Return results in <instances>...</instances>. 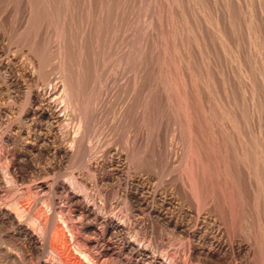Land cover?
<instances>
[{
    "label": "bare ground",
    "instance_id": "obj_1",
    "mask_svg": "<svg viewBox=\"0 0 264 264\" xmlns=\"http://www.w3.org/2000/svg\"><path fill=\"white\" fill-rule=\"evenodd\" d=\"M172 1H173L172 4L175 5L176 11L182 13L183 15L186 14L184 0H172ZM111 2H112L111 0H105L104 4H101L100 6H96L92 0H88L87 10L90 13H92V10L93 11L96 10V14H95L96 18H100V20L102 21L109 20L113 16V12H114L113 9L114 5ZM142 2L144 1L142 0ZM142 2L140 3V5L143 4ZM148 2H146V5H148L147 4ZM83 4L86 3L84 2ZM202 4L203 2L201 3V5ZM25 6L28 11V14L26 13L27 11L23 12L27 14V20L25 22L26 24L23 25L25 29L22 26L25 31L32 29V31L35 32L36 37H38V34L42 29H44V27L50 26L51 29V25H56L60 28L59 30L61 34H59L60 36L59 38L57 37L59 39L57 50L55 52L53 51L54 53L50 52L49 54L50 57H49L47 53L45 55V52L46 51L48 52L47 49L43 53L44 55H41L42 52L39 51L40 46L43 45V43L46 41L45 36H41L44 37L43 39H45L44 42H42L43 41L42 40L41 43L40 41L39 42L36 40L34 41V39H36L35 37H33L34 38L33 39L28 35L26 36V34H24L26 32L23 33L22 31L23 35L26 36L25 37L26 39L29 37L35 43L37 42L35 47L37 46L38 43H41V45L38 46L37 53L39 52L41 53L40 54L41 57L43 56L42 59H40V61L43 64L41 65V62L39 61L40 64L39 66L37 65L38 67L36 71L39 73L38 76L40 77H38L37 80L32 84L28 82L29 78L32 79V74H31L32 72L29 73L28 75L27 72L23 74L16 73L13 71L10 65V61L6 59H0V72H1L0 78L2 84L5 87H7V89L15 90V91L13 90L14 91L13 93H16V95L14 96L15 99L19 98L18 93H21L22 91L21 89L24 90L23 91L24 108L22 107L23 109L21 110V113L19 112L20 115L18 118H16L15 116L16 126L11 124L6 128L0 129V261L7 264H22L23 259L29 256L36 258V261L34 260L35 264H59V263L68 264V262H71L72 264H249L247 260L240 258V255L242 253L243 254L245 253L248 256L249 254L252 253L253 250L247 233L249 232V230L248 228L245 227V226L249 227L245 223L249 215L248 214L249 209L247 210L246 207V204L249 200H247L248 198L247 197L245 198L241 193V188H243V186L245 187V185H248L251 186L252 190L254 189V187L256 189L255 191L253 190V196H252L255 202L253 205L254 210L252 212V216L255 218L256 226L259 230L258 232H259V237L262 245L261 248L263 252L261 263L264 264V161L260 162L258 160H252L249 158L246 142L244 138L240 135L237 136L236 139L237 144L235 143L233 144L232 157H230V159L226 157V153H227L225 149L226 146L224 145L223 142H224V138L227 135V132L225 131L224 127L221 124L223 122V119L226 118L229 125H232V127L235 126V122H236L235 115L233 114L232 111H228V110H227L228 112L225 115L226 117H221L217 115L214 112L215 110L213 111V109H210V104L206 100L200 97L199 91L202 88V85L198 84L195 86V84H193L192 81L193 69L191 64L192 61L190 60V56L185 51V47H183V43L180 41V45L183 47V49L181 48L183 50V56H180L178 65L165 68L167 69L166 72L169 75H174V77H171V79L168 80L166 79L165 81L169 82V80H172V83L174 82L173 85H175L176 93L178 94L180 99L181 114L184 123H186V131H185L186 136L183 138L184 144L189 149L192 150L195 157L198 159L199 161L198 163L201 165L202 170L204 172L205 171L208 172L213 180L223 182L225 186V189L223 188V190H225L226 195L224 197L225 200L224 198L223 200L226 201V199H228V203H226L228 207L227 206L225 207V209L228 208V210L226 213L224 214L222 213L219 217L215 216L212 210L207 209L206 211L205 208L202 211H197L198 209L197 208L196 209L197 212H194L195 210L192 211L191 209L184 210L185 207L184 204L183 205L181 204L182 202L180 204L176 203L174 200L175 198L174 196L171 197L170 195L166 194V192L164 193L160 191L157 187L152 186L149 182V179L144 178L140 174L141 172L139 174L137 173L138 175L133 174V176L132 175L129 176L130 174L128 175V173H126V171L124 170L126 168L125 164H127L126 159H124V154L123 152L118 151L117 149L113 151H108L111 152L112 154L109 160L102 159L105 155L104 156L102 155L103 157L100 156L102 157V158L99 157L100 159L92 158L91 156L92 152L90 153V151L87 150L85 146L82 145V143L86 138V135L88 134L87 132H89L87 128L88 126H86L87 122H86V118L84 117L85 114L82 113V111H80V120H79L78 129L79 130L80 128L84 129L85 134H83L82 136H78L77 132L79 131L70 128L69 127L70 125L68 124L69 122L67 121H68V117L79 115L77 114V112H74V108L76 107L77 109L79 104H81L82 106L83 96L87 95L89 91L91 90L93 91L95 89V88L93 89L89 88L91 90L87 89L95 77H94V68H92L88 64V59H87L93 52L90 55H87L90 52H86L87 50L86 41L88 39V35L91 31V28L94 25L85 24L86 28L84 27L82 35L79 36L80 40L78 42L70 38L71 41L72 40L75 41V43L72 41V45L76 44V42H77L76 44L77 46L78 43L80 44L79 49L81 50V53H80V58L77 57L80 59L78 61L76 58L73 59V57L76 56L71 55V51L73 53V51L74 50L76 51V49L72 48L74 50H70V48H68V45L71 42L69 41V44L68 41L66 42L67 33L65 31L66 28L69 26L68 18L71 16V11L69 9V6L61 4L60 2H58V0H26ZM142 8L144 9V6ZM227 12H228V16H230L229 9L227 10ZM61 14H63V16H60ZM253 17L254 15L251 13L249 18V23H250L251 33L255 38H257L259 34V28L257 25L258 23L256 24ZM123 18L122 21H124ZM128 18L126 17V19ZM90 19L91 18H89V20ZM73 20H75V18ZM121 22L119 24H121ZM124 23L122 22V24ZM106 24L107 23H105V25ZM116 24L114 22V25ZM98 25H100V23ZM196 25H197V32L199 36L198 38L200 45L206 51L207 43L205 41L204 33L202 31L203 24L201 25L199 24V22H197ZM19 26L17 27V29L21 27ZM95 28L96 27H93L94 30ZM12 29H14V27ZM108 29L112 30V28L109 27ZM15 30L14 31L11 30V31L16 33L17 30L16 31ZM119 30L120 28L117 29V31ZM121 30H123L122 27ZM167 31L170 32L171 37L174 39V33H175L174 31L176 30L173 20L170 21V23H168ZM92 33L93 31H91V34ZM13 34L10 33L11 35L10 37H13L12 36ZM216 34L220 36L222 40H225V29L224 26L221 25L219 20L216 21ZM18 36L21 37V34L16 35V39H18L17 38ZM12 39L14 41L16 40L15 38H11V40ZM20 39L16 40V44L17 42H19L20 44L22 43L21 40L23 39L21 40ZM47 39L49 40V38ZM14 41L13 44H15ZM95 41L96 39L94 40V42ZM27 42H24V45H26ZM29 43H27V46ZM31 44H33L34 46L33 42H31L29 45L32 46ZM259 44H261V42ZM22 45L23 43L21 44V48ZM72 45L69 47L76 46V45L74 46ZM164 45L167 51V49L170 48V45L173 48H175L176 42L173 40V42L170 43V37L168 36L164 40ZM48 46L46 48H48ZM93 47L96 46H92V48ZM29 48L30 47L28 46L27 49ZM79 49L77 48V50ZM94 49H98V47L93 48V50ZM30 50L31 48L27 51L29 52L33 51ZM29 52L28 54L31 55V53ZM97 52H99V50ZM94 54L92 56H95ZM240 54L237 55V59L238 62L241 64L242 58ZM70 55L72 56V59ZM75 55L77 54L75 53ZM86 55L88 57H86ZM106 55L107 54H105V57H107ZM44 56L48 57L50 61ZM43 58L49 61L47 62V60L46 61L44 60L46 65L47 63L49 65V63L53 60V58H57L58 64L56 65L57 60L55 59L52 61V62L55 61L54 62L55 65L54 67L53 66L52 67L55 73L58 75V78L60 79V81H58L59 83H54V85L51 86L52 80H50L51 79L49 78L50 76L46 75V73H43V70H45ZM90 58L89 60L94 59V57L92 59ZM70 59L71 60L76 59V61L78 62L73 63L70 61ZM104 68L103 70H108L107 67L106 69ZM102 72L105 73V71ZM106 73L108 74V71H106ZM143 73H144V69L140 64H138L137 67H135L134 69V75L132 78L133 79L132 82L134 85L133 87L138 86L140 84L143 77ZM101 75L102 74L100 73V76ZM104 75L101 76L102 79ZM110 75L108 74L107 77ZM116 76L117 75H115V77ZM54 78L57 79V77ZM113 79L114 78H112V80ZM100 80L101 79L99 78V81ZM40 81L45 82L43 83L45 84V86L41 87V85H39ZM107 82L108 80H106V83ZM92 84L94 85L95 82L94 83L92 82ZM96 87L98 86L96 85ZM100 87L101 85L99 86V88ZM86 89H87L86 94H83ZM108 91L110 92L109 89ZM194 92L198 94L196 103L193 99ZM249 92L251 93L252 98H254L255 90L252 85H251V90ZM168 93L170 95V90L168 91ZM104 94L106 93L104 92ZM107 95L105 96L108 97ZM169 95L168 98H170ZM109 98H111V96ZM100 100H99V104H101ZM195 105H197V107ZM103 107H104L102 109L103 114L101 111L102 117L105 115L104 113L107 111V110L104 111L105 109H107L106 108L107 106H103ZM101 108L96 110L97 113L98 111L100 112ZM157 108L159 109V107ZM74 113H76V115ZM254 113H256V121L260 128L262 123V117H261L262 113L258 109H256ZM1 114L3 115V113ZM1 114H0V122H2ZM98 115L100 114L98 113ZM98 115L95 114L93 116H95L96 119V116L98 117ZM97 121L99 122V120ZM65 123L66 126L62 128L61 126L64 125ZM100 124H98L99 127ZM94 129L98 130L95 127ZM90 130H92V128ZM96 130L94 131L96 132ZM130 139H132V137ZM205 146L207 149L210 148L211 150L213 151L216 150L220 153V159H218L215 163H213L212 167H209V164L202 159L203 156L202 154H205L204 153ZM221 148H223V151L221 150ZM125 157L128 156L125 155ZM64 163H67L70 166V170L68 171L65 170L64 172H62L61 166ZM129 163H131V161ZM128 166L129 165L127 164V169L128 172L130 173V171L133 170H130L131 168L129 169ZM78 169L81 172H78L79 171ZM187 180L189 184V189L193 192V194L197 196L196 183L192 175L190 174L187 175ZM111 185L112 187L114 186L115 188V197L114 200L111 199L112 201L108 202L105 199L104 194L106 192V187ZM177 189L180 191V193L183 192V189L179 184ZM246 195L247 194H245V196ZM193 201H195V199ZM196 203H198V201ZM221 203H223V201H221ZM175 205L177 206L179 205V207L177 208L178 210L176 209L177 211L173 212L172 209L175 208L174 207ZM213 205L215 204L213 203ZM215 206L214 208L217 207ZM217 209H215V211H217ZM219 213H220V209L218 211V214ZM149 217L154 219L161 225H163V227H166L167 229L168 228L171 229V231L179 237V243L177 244L178 246L176 250L172 251L168 249L158 248L150 241V239L148 240L147 238H145L143 232L140 231L141 224H138L139 226L138 227L136 225V220L138 218L147 219ZM60 222L62 224H59ZM69 222L74 224L69 225L68 224ZM61 225H63L64 228H66L67 231L70 233V236L73 240V243L71 244L74 246L72 248L73 249L75 248L77 254L80 256L81 259L76 258V256L74 257L70 253L69 249H71L70 246L71 244L68 243L69 241H67L64 234V229L62 228ZM236 230L241 231L240 232L242 236L241 238L238 235L236 236L237 233L235 232ZM171 231L169 232L171 233ZM86 232H89L91 237L86 238L85 240L81 239L85 242L83 241L80 242V240H78V233L84 234ZM83 237L84 236H82V238ZM85 237L88 236L86 235ZM182 239H185L187 241L186 243L187 254L185 253L180 255L182 252L180 251L181 253H179L178 249H181L183 251L184 242ZM59 248L60 250H62V253L58 251ZM45 254L47 255L46 258H45Z\"/></svg>",
    "mask_w": 264,
    "mask_h": 264
},
{
    "label": "rangeland",
    "instance_id": "obj_2",
    "mask_svg": "<svg viewBox=\"0 0 264 264\" xmlns=\"http://www.w3.org/2000/svg\"><path fill=\"white\" fill-rule=\"evenodd\" d=\"M23 1L22 0L20 1L0 0V59H6L10 61V65L13 71L16 73L23 74L27 72V75H28L29 73L32 72L31 73L32 79L29 78V81H28L30 84H32L37 80L38 77H40L38 76L39 73L36 70L41 62L40 59H42L43 57V56L41 57V55H44L43 53L46 51V49L48 50L49 53L46 51L45 55L47 53L48 56L50 52L52 53L53 51L55 52L57 50L58 48L57 46L59 43L58 38L60 37L59 34H61V32L59 30L60 28L56 25H51L52 30L50 29V26L44 27V29H42L40 33L38 34V37H36V34L34 31H32V29L28 30L29 33L28 31H25L24 30L25 27L23 25L26 24L25 22L27 20L28 11L25 6L26 0H23ZM92 1L96 6H100L101 4L105 3V0H97V1L92 0ZM111 1H112L111 3L114 5L113 16L109 20L102 21L100 20V18H96V15H95L96 10L94 11L92 10V13L88 12L87 10L88 0H58V2H60L61 4L69 6V9L71 11V16L68 18L69 26L66 28V31H65L67 33L66 42L68 41V44H69V41L71 42L70 44L72 45L73 40L77 42L80 40L79 36L82 35L84 27L86 28L87 24L89 25L92 24L94 25L93 27H96L95 30L93 29V27L91 28V31H93L94 34L93 33L91 34V31H90L88 35L89 40L87 39L86 41V44H87L86 52H90L87 55H90L92 52L93 53L89 57L86 55V57H88L87 58L88 64L92 68H94L95 78L93 77L94 80H92V82L93 83L95 82V84L98 87H96L95 84L93 85L92 82H91L92 85L90 84V86H88L87 89L95 88L94 89L95 91L93 90L94 94H93V91L89 89L91 91L88 90L89 92L87 93V95L83 96L82 106L81 104H79L77 109L76 107L74 108V112H77V114H79L78 115L79 117L78 116L68 117L67 122H69L68 123L70 125L69 127L76 131H79L77 132L78 136H82L83 134H85L83 128H80V130L78 129L79 120H80V111H82V113L85 114L84 117L86 118V122H87L86 126H88L87 128L89 130V132H87L88 134L86 135V138L84 142L82 143V145L85 146V148L89 150L90 153L92 152L91 153L92 158L98 159L100 156L105 155L104 157L102 156L103 158L102 157L100 158L109 160L112 154L111 152H108V151H113L117 149L118 151L123 152L124 159H126V162L129 165L128 166L129 169L131 168L130 170H133V171L129 170L130 171L129 173L127 169V164H125L126 168L124 170L126 171V173H128V175L130 174L129 176L131 175L133 176V174L138 175L141 172L140 174L144 178L149 179V182L152 186L157 187L160 191L164 193L166 192V194L170 195L171 197L174 196L175 198L174 197L173 198L176 203L180 204L182 202L181 204L182 205L184 204V207H185L184 210L191 209L192 211L195 210L194 212H197V211H202L205 208L206 211L207 209L212 210L214 215L219 217L222 213L224 214L228 210V208L225 209L226 206L228 207V205L226 204L228 203V199L224 201L226 192L225 190H223V188L225 189V186L223 182L213 180L210 177V174L208 172L205 171L206 172L205 173L202 170V167L198 163L199 161L195 157L192 150L189 149L184 144L183 138L186 136V133H185L186 123H184V120L182 118V114L180 110V99H179L178 94L176 93L175 85H173L174 82L172 83V80H169V82L165 81L166 79L167 80L171 79V77H174V75H169L166 72L167 69L165 68L178 65L180 56H183L182 49L183 47H185V51L190 56V60L192 61L191 64H192V69H193V74H192L193 84H195V86L198 84L202 85V88L199 91L200 97L206 100L210 104V109H213V111L215 110L214 112L217 115L221 117H226L225 115L228 111H232L233 114L235 115V119H236L235 126L232 127V125H229L226 118L223 119V122L221 124L224 127L225 131L227 132V135L224 138V142H223L224 145L226 146L225 147L226 152H227L226 157L229 159L230 157H232L233 144L234 143L237 144L236 139H237V136L240 135L244 138L246 142L249 158L252 160H258L260 162H263L264 161V110H263L264 109V0L263 1L262 0H199V1L198 0H184V6L186 8L185 9L186 14L184 15L176 11L175 5L172 4L173 3L172 0H146V1L143 0L144 2H142V0H120V1L111 0ZM84 2L86 4H83ZM141 2L143 4L140 5ZM146 2H148L147 3L148 5H146ZM202 2L203 4L201 5ZM6 5L7 6L9 5L8 8ZM143 6H144L145 11L142 8ZM228 9L230 10L231 17L228 16V12H227ZM23 12H26L27 14ZM115 13L117 17L115 16ZM251 13L254 15L253 18L256 24L258 23L257 25L259 28V34L257 38H255L253 34L251 33V28H250V23H249V18H250ZM60 16H63V14H61ZM126 17L127 18L130 17V18L126 19ZM74 18L75 20H73ZM89 18L91 19L89 20ZM122 18L125 21V23L124 21H122ZM119 20L120 22L122 21L124 24H122V22L121 24H119L120 23ZM172 20H173V23L175 25V30H176L174 31L175 32L174 39L171 37L170 32L167 31V25ZM217 20H219L221 25L224 26L225 40H222L220 36L216 34V21ZM109 21H112V22H109ZM114 22L115 24L116 23L117 24L114 25ZM197 22H199V24L201 25L203 24L202 27L204 29L202 28V31L204 33V37H205V41L207 43V49H208V50L206 49V51L202 48L199 42V38H198L199 36H198L197 25H196ZM99 23L100 25H98ZM105 23H107L106 25L108 26H106ZM113 25L116 27H114ZM18 26L20 28L17 29ZM22 26L24 27V29ZM13 27L14 29H12ZM108 27L112 28V30L108 29ZM121 27L123 30H121ZM116 28L117 29L120 28V30L117 31ZM11 30L13 31L15 30L16 33ZM22 31L23 33L26 32L24 33L26 34V36L28 35L31 38L35 37L36 39L33 38L34 41L36 40L38 42L39 41L41 42L43 40L42 42H44L45 39L46 41L43 43V45H41L42 42L38 43L36 46L37 48H36L35 45L37 42L35 43L29 37L26 39L25 38L26 36L23 35ZM10 33L11 34L14 33L12 35L13 37H10L11 36ZM15 34L16 35L21 34V37L20 36L17 37L18 39L20 38L23 40L26 39L24 41L20 39L23 45H24V42H27V41H28L27 43H29L30 41L33 42L34 46L33 44H31L32 46L29 45L31 42L28 44V46L31 48L30 51L32 50L33 51L32 52L27 51L30 49V48L27 49L28 48L27 43L24 46L22 45V48H21L22 43L20 44L19 42H17L16 44V40L18 39H16ZM120 35H122L123 37ZM41 36H45V39H43L44 37H41ZM168 36L170 37V43L173 42V40L176 42V47H175L176 49L170 45V48L167 49L166 51L164 40ZM73 37L76 38L77 40L74 39ZM11 38H15L16 40L15 41L13 39L11 40ZM47 38H49L51 42ZM70 38H72L73 40L71 41ZM94 38L96 39L95 42H94L95 40ZM13 41L15 44H13ZM75 41L73 42L75 43ZM180 41L183 43V47L180 45ZM46 42L47 43L50 42L48 43L49 46L47 45ZM260 42L262 45L259 44ZM70 44L68 45V48H70V50H74L72 48L76 49V51L75 50L74 51L77 55H75L74 51L73 53L71 51V55L76 56V57H73V59L76 58L79 61L80 53H81V50L79 49L80 44L78 43V46L74 44L76 45L75 47H69L71 46ZM91 45L96 46L93 48L98 47V49H94L95 50L94 52ZM38 46H40L39 51L42 52V54L39 52L37 53ZM43 46L45 47V49ZM47 46L48 48H46ZM77 48L79 50H77ZM96 50L97 51L99 50V52H97ZM28 52L31 53V55L28 54ZM96 52H97V55H96ZM93 54L95 56H92ZM105 54H107L106 55L107 57H105ZM120 54L121 55L123 54V55L121 56ZM238 54H240L242 58L241 64L238 62V59H237ZM39 55H40V58H39ZM97 56L98 57L100 56L101 58L99 57L98 59ZM93 57L94 59H92ZM96 57H97V60H96ZM45 58L49 60L48 57H45ZM89 58L92 60H89ZM55 59L57 60V58H53V60ZM71 59H72V56H71ZM71 59L70 61L73 63L78 62L76 61V59L75 60H71ZM44 60L45 59L43 58V62ZM48 60L47 62L50 61ZM104 60H106L107 62ZM52 61L49 63V65L55 62V61L54 62ZM42 64L43 63L41 62V65ZM57 64H58V60L56 61V65ZM138 64L142 66V68L144 69V73H143V77H142L140 84L138 86L133 87L134 85L132 82L133 80L132 78L134 75V69L135 67H137ZM49 65L48 63L46 65L44 62L45 70H43V73H46V75L50 76L49 78H51L50 80H52L51 81L52 82L51 86H52L54 85V83H59L58 81H60V79L58 78V75L53 70L55 63L51 64L50 66ZM106 67L108 70H103V68L106 69ZM102 71H105V73L106 71H108V74L109 75L111 74V75L107 77L108 74L107 73L105 74ZM100 73L102 75L104 74L106 75V76L105 75L103 76L104 80L101 78L102 75L100 76ZM115 75L117 76L115 77ZM54 77H57V79ZM99 78L102 80V83H101V80L99 81ZM112 78L114 79L112 80ZM105 79L108 80L107 83ZM43 83L45 82L40 81L39 85H41V87L45 86V84ZM100 85L102 87V88L100 87L101 89L99 88ZM251 85L254 87V90H255L254 98H252V95L249 92L251 90ZM97 88L100 90H98ZM104 88L106 89V91ZM112 88L114 91L112 90ZM87 89L85 90L83 94H86ZM108 89L110 90V92L111 91L112 92L110 93ZM13 90L14 89H11V90L7 89V87H5L2 84L1 78H0V112L3 113V115L0 113L2 115L1 117L2 122H0V129L6 128L7 126L11 124L16 126V118L19 117L21 110L24 108L23 106V101H24L23 91L24 90L21 89L22 90L21 93H18L20 99L14 98L16 93H13L15 91ZM169 90H170V95L168 93ZM103 91L106 94H104ZM98 93H101L102 95ZM105 95H107L108 97H106ZM168 95L170 96V98H168ZM110 96L111 98H109ZM197 96L198 94L194 92L193 99L195 103L197 100ZM149 98L151 101L149 100ZM100 99H103V100H100ZM99 100L101 101L100 102L101 104H99ZM108 101L111 103H109ZM103 106H107L106 107L107 109H105L104 111L107 110L108 112L106 111L104 113L105 115L102 117L101 111L104 108ZM195 106L197 107V105ZM157 107H159V109ZM100 108H101L100 112L98 111L100 115H98L96 110ZM256 109H258L262 113L261 115L262 123H261L260 128L256 121V113H254ZM119 111H120V114H119ZM94 113L98 115V117L96 116V119L99 120V122L95 119V116H93L95 115ZM74 114L76 115V113ZM102 114H103V111H102ZM122 117L125 119H123ZM98 124H100V127L98 126ZM89 125H92V126H89ZM65 126H66V123L62 125L61 127L64 128ZM90 127L92 128V130H90L91 129ZM94 127L97 128L98 130L94 129ZM94 130H96V132ZM127 137H130V138L132 137V139L127 138ZM208 149L205 146V150H204L205 154H202L203 155L202 159L209 164V167H212L213 166L212 164L215 163L218 159H220V153L216 150L213 151L210 149L211 150L210 151ZM221 150L223 151V148H221ZM125 155H127L128 157H125ZM128 161L129 162L131 161V163H129ZM187 166L190 167L191 169L188 168ZM61 170L62 172H64L65 170L68 171L70 170V166L67 163H64L61 166ZM78 172H81V171L79 170ZM189 174L192 175L196 183L197 196L193 194V192L189 189V184L187 180V175ZM178 184L183 189V192L181 193L177 189ZM253 190L254 191L256 190L255 187ZM253 190L251 186H248V185H245V187L243 186V188H241V193L243 194L245 198L246 197L248 198L247 200H249L246 204L247 210L249 209L248 210L249 215L245 221V223L249 227L247 226L245 227L248 228L249 230V232L247 233H248V237L250 239L253 250H252V253L249 254L248 256L245 253L244 254L242 253L240 255V258L247 260L249 264H263L261 263L263 252H262V248H261L262 245H261L259 232H258L259 230L256 226V220L252 216V212L254 210L253 205L255 203L254 198L252 197ZM106 192H105L106 195L104 194L105 199L108 202H111L112 200H114V197H115L114 186L112 187L111 185V186L106 187ZM245 194L247 195L245 196ZM194 199L195 201H193ZM196 200L198 201V203H196L197 202ZM207 201H210V202H207ZM221 201H223V203H221ZM213 203L217 207L213 205ZM214 206L216 208H214ZM174 207L175 208L172 209L173 212L178 210L177 208L179 207V205L178 206L175 205ZM215 209H217V211H215ZM219 209H220V213L218 214ZM59 224H62V223L60 222ZM68 224L70 225L74 223L69 222ZM138 224H141L140 231L143 232V235H145V238H147L148 240L150 239V241L156 247L161 248V249H168L172 251L177 249V246H178L177 244L179 243V237L175 235L171 231V229L169 228L167 229L166 227H163V225H161L160 223H158L157 221H155L154 219L150 217L147 219L138 218L136 220V225L138 226ZM61 226L64 229V234H65L67 241H69L68 243L69 244L73 243L70 233L67 231L66 228H64L63 225ZM169 231H171V233ZM235 232H237L236 236L238 235L240 238L242 237L240 230H236ZM86 235L88 237H85ZM82 236L84 237L82 238ZM90 237L91 235L89 232H86L84 234L78 233V240H80V242ZM182 240L184 242L183 251L181 249H178L179 253L182 252L180 255L185 254V253L187 254V244H186L187 241L185 239H182ZM70 246H71V249H69L70 253L74 257L76 256V258L81 259L80 256L77 254L75 248L74 249L72 248L74 246L72 244ZM58 251L62 253V250H60V248L58 249ZM46 256L47 255L45 254V258ZM34 260L36 261L35 257L28 256L27 258L23 259L22 264H30V262L31 264L32 263L35 264ZM58 263H59V260H58ZM0 264H7V263L1 262ZM68 264H72V263L68 262Z\"/></svg>",
    "mask_w": 264,
    "mask_h": 264
}]
</instances>
